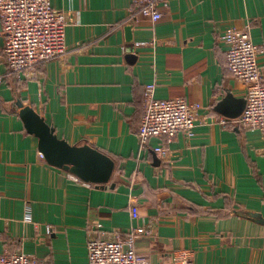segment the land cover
Here are the masks:
<instances>
[{"label":"crops","instance_id":"obj_1","mask_svg":"<svg viewBox=\"0 0 264 264\" xmlns=\"http://www.w3.org/2000/svg\"><path fill=\"white\" fill-rule=\"evenodd\" d=\"M132 1L50 0L68 19L66 50L19 77L8 72L0 26V252L88 264L87 232L100 223L106 238L133 232L149 264H181L171 258L179 249L193 264H264V133L224 127L216 117L228 116L214 110L227 92L244 94L220 35L247 27L264 49V0H162L156 21ZM258 61L264 83V52ZM151 83L155 97L200 105L168 163L136 136ZM17 99L58 137L109 155V181L75 180L48 163Z\"/></svg>","mask_w":264,"mask_h":264},{"label":"built area","instance_id":"obj_2","mask_svg":"<svg viewBox=\"0 0 264 264\" xmlns=\"http://www.w3.org/2000/svg\"><path fill=\"white\" fill-rule=\"evenodd\" d=\"M161 1L133 0V10L156 21L162 16ZM67 20L63 12L51 7L50 0H0L2 52L7 68L19 77L63 54ZM220 40L226 68L244 88L245 106L237 117L218 116L216 121L224 127L237 126L264 133V83L258 61L264 49L252 41L247 27H227ZM154 86L153 83L146 85L136 136L141 150L150 147L160 162L168 163L174 156L170 144L176 133L181 131L187 137L193 134L200 105L189 103L184 97H155ZM152 138L158 142L149 146ZM25 219L29 220V216ZM101 226L95 223L88 229V264H149L147 257L135 250L133 232L110 239L100 236ZM171 258L181 264H193L188 249L172 252ZM0 264L46 263L30 254L14 251L0 252Z\"/></svg>","mask_w":264,"mask_h":264},{"label":"water","instance_id":"obj_3","mask_svg":"<svg viewBox=\"0 0 264 264\" xmlns=\"http://www.w3.org/2000/svg\"><path fill=\"white\" fill-rule=\"evenodd\" d=\"M244 106V97L227 92L214 110L228 117H237ZM15 107L26 131L37 138L38 149L48 163L68 170L86 182L104 185L109 181L114 168L109 155L90 144L74 145L58 137L44 117L20 99L15 101Z\"/></svg>","mask_w":264,"mask_h":264},{"label":"trees","instance_id":"obj_4","mask_svg":"<svg viewBox=\"0 0 264 264\" xmlns=\"http://www.w3.org/2000/svg\"><path fill=\"white\" fill-rule=\"evenodd\" d=\"M8 72H10L11 73V71L8 69ZM18 97V96H17ZM16 112H17V109H16Z\"/></svg>","mask_w":264,"mask_h":264}]
</instances>
